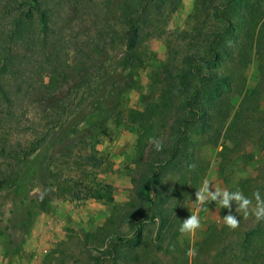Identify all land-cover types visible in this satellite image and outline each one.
Returning a JSON list of instances; mask_svg holds the SVG:
<instances>
[{"label":"rangeland","instance_id":"374dc122","mask_svg":"<svg viewBox=\"0 0 264 264\" xmlns=\"http://www.w3.org/2000/svg\"><path fill=\"white\" fill-rule=\"evenodd\" d=\"M215 1L223 2L169 0L158 11L149 10L156 19L155 26L141 24L139 62L133 70H121L112 60L123 49L119 34L110 38L112 41L102 55L93 52L89 56L95 63L89 71L92 80L86 86L90 102L78 108L62 126H56L54 134L28 156L16 181L0 189V264H264V221L258 222L252 213L256 206L253 193L259 189L264 197V81L255 94V111L237 119L239 123L227 137L223 131L215 142H210L206 135L200 140L197 135L193 137L198 154L195 172L182 171V179H177L180 172L173 174L170 168L164 169L163 180L176 189L168 204L170 223L161 226L155 217L131 226L127 217L135 203L138 170L132 161L135 130L126 121L125 111L143 109L147 101L157 96L160 74L169 62L178 66L186 53L202 52L207 39L194 42V27H201L206 34L210 32L217 22L213 14ZM116 2L58 0L53 20L67 45L58 53L61 56L54 59L58 71L54 62L48 65L39 54L33 62L34 73L48 81L59 74L61 67L73 71V64L88 52L85 38L94 36L95 40L96 33L111 31L115 26ZM227 7L228 4L222 6L218 13L222 14ZM232 8L236 12L244 9L242 4ZM34 26L39 28L36 23ZM256 39L255 36L254 45ZM257 42L255 46L264 53V43L262 46ZM255 49L250 50L248 65L241 70L235 62H224L236 78L227 94L231 108L226 125L233 120L245 92L258 83ZM172 55L175 59L170 61ZM104 56L105 63L101 62ZM100 62L104 64L102 69ZM78 76L72 75L69 81L75 82ZM81 91L87 92L80 88L78 92ZM115 101L119 103L114 104ZM107 114L109 119L104 120ZM98 118L102 126L95 128ZM55 122L48 121L47 125ZM8 131L17 134L14 128ZM18 136L16 139L24 142ZM205 178L210 180V190L242 191L252 201L249 215L237 211L235 199L229 201V206L219 205L222 195L205 204L196 201V192ZM100 181L112 184L111 202L87 195L89 188ZM229 213L239 220L235 229L224 222V215ZM191 214L198 215L201 227L193 233H181L180 224ZM137 226L141 227V237L134 245L130 241L131 248L125 252L124 239L131 238ZM113 230L122 232L117 253L106 249L107 237Z\"/></svg>","mask_w":264,"mask_h":264},{"label":"trees","instance_id":"16d2710c","mask_svg":"<svg viewBox=\"0 0 264 264\" xmlns=\"http://www.w3.org/2000/svg\"><path fill=\"white\" fill-rule=\"evenodd\" d=\"M168 1L117 0L116 24L111 27V31L106 29L96 33L95 40L94 36H87L85 44L88 45V52L82 60L73 64V71L61 67L57 76L46 81L43 75L34 73L33 62L41 54L48 65L54 62L53 67L58 71L54 59L61 56L58 53L67 45L64 35L59 32L61 29L56 27L53 20L58 12V0H0V189L16 181L28 156L54 134L56 126H62L78 108L90 102L91 95L86 86L92 80L89 71L95 63L89 56L93 52L102 55L112 41L110 38L119 34L123 49L112 60L121 70H133L139 62L138 48L143 38L141 28L147 22L149 27L155 26L156 19L148 11H158ZM215 3L213 14L217 22L210 32L206 34L201 27H194L197 31V35H193L194 42L202 43L203 39H207L202 52L186 53L178 66L169 62V67L160 74L163 77L159 78L161 83L157 81L160 85L157 96L147 101L143 109L125 111L126 121L135 130L132 161L138 170L134 189L135 203L127 211L131 226L155 217L161 226L168 223L171 213L168 204L176 189L163 180L164 169L170 168L173 174L180 172L177 179H182V171L195 172L198 161L197 140L206 135L210 137V142H215L222 131L224 137H227L228 132L239 123L237 119H242L256 109L255 94L264 81V53L259 50L260 47L255 46L257 41L262 46L264 43V0H223ZM227 4L229 7L222 14L218 13ZM233 4H242L243 11L231 9ZM33 23L39 26L37 30ZM153 31L159 33V30ZM255 36L257 39L254 45L252 42ZM194 42L191 41V45ZM254 47L259 61L258 83L251 91L245 92L233 120L226 125L231 108L227 94L236 78L225 63L235 62L240 65V70L243 69L248 65L250 50ZM174 57L172 55L170 61ZM101 62L100 69L105 63ZM77 74L79 76L75 82L69 81L72 75ZM71 88L74 93L69 91ZM80 88L88 93H79ZM97 100L99 102L100 99ZM117 103L115 101L114 104ZM116 111L112 112L113 116ZM109 116L107 114L104 120L109 119ZM48 121L56 122L49 126ZM100 126L98 118L94 127ZM11 128L16 129L14 133L17 134L9 133ZM18 135L23 137L24 142L16 139ZM195 135L198 136L197 140L193 138ZM155 141L162 142V150L155 149ZM87 195L111 202L113 186L107 182H97L89 188ZM132 220L138 222L133 223ZM141 231V227L137 226L131 238L125 237V252L131 248L130 241H134L130 242L134 245L140 239ZM119 234H122L120 230H113L107 237L109 242L106 249L109 253H117L118 239H121Z\"/></svg>","mask_w":264,"mask_h":264},{"label":"clouds","instance_id":"9594fccd","mask_svg":"<svg viewBox=\"0 0 264 264\" xmlns=\"http://www.w3.org/2000/svg\"><path fill=\"white\" fill-rule=\"evenodd\" d=\"M155 149L157 151L162 150V142L155 141ZM222 195V199L218 201L221 206H229V201L235 199L238 201L237 211L243 212L245 216L249 215V205L251 204V199L244 195L240 190L229 192L227 189L215 188V190H210V180L205 178L202 181V185L196 192V201L200 204L209 203L212 200H216L218 196ZM253 196L256 200V206L252 209V213L255 215L256 220L264 221V197L261 196L259 189H257ZM225 224L231 228L235 229L239 225V220L233 214L229 213L224 215ZM201 227V220L196 214H191L189 217L183 220L179 226V231L181 233H193L196 229ZM190 255L192 254L190 250Z\"/></svg>","mask_w":264,"mask_h":264}]
</instances>
